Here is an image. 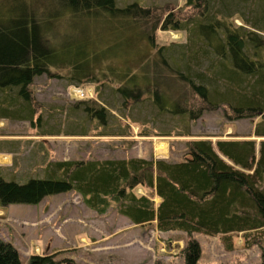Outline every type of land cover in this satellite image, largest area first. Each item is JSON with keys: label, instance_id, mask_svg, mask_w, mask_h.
I'll list each match as a JSON object with an SVG mask.
<instances>
[{"label": "trees", "instance_id": "16d2710c", "mask_svg": "<svg viewBox=\"0 0 264 264\" xmlns=\"http://www.w3.org/2000/svg\"><path fill=\"white\" fill-rule=\"evenodd\" d=\"M186 7L192 10L189 17L169 11L160 21L154 7L138 3L119 7L115 0H0V119L27 121L38 128L47 124L49 116L38 112L41 104L33 85L38 76L60 75L52 70L62 69L58 43L63 31L55 25L64 19L69 26L71 20L65 18H73L78 22L74 27L86 24L90 32L97 21H107L106 31L117 42L125 35L128 48L138 41L149 46L126 73L103 75L98 90L104 89L106 80L117 84L114 91L121 99L122 112H134L148 103L158 116L182 118L179 125L185 130L156 134L139 125L138 136H192L183 118L196 120L205 111L222 108L229 120L260 117L253 136L264 138V0H186ZM215 8L227 15L241 14L243 25L231 27L217 19ZM69 27L63 45L67 54L70 39L78 36ZM157 27L187 32L188 38L185 43L162 46L152 55ZM82 36L86 42L79 45L81 49L99 39L88 32ZM67 60L63 65L70 67ZM80 103L85 104L89 121L108 122L106 107ZM69 115L77 117L79 112ZM127 125L128 129L105 135L131 137L135 132ZM74 129L67 133H87ZM40 133L57 135L53 128ZM9 143L0 141V151ZM5 177L0 168V206L37 205L47 196L75 191L99 214L115 207L136 225L155 223L160 232L186 233L182 250L186 264H199L201 257L194 233L221 236L228 251L235 249V238L241 235L245 248L260 246L264 264V140H189L186 156L178 161L144 157L61 160L49 163L45 175ZM139 187L154 195L137 194ZM55 257L32 255L28 264H81ZM0 264H23L18 249L1 238Z\"/></svg>", "mask_w": 264, "mask_h": 264}, {"label": "rangeland", "instance_id": "374dc122", "mask_svg": "<svg viewBox=\"0 0 264 264\" xmlns=\"http://www.w3.org/2000/svg\"><path fill=\"white\" fill-rule=\"evenodd\" d=\"M115 1L119 7L132 3L154 7L156 19L160 21H163L169 11L181 17L192 14V10L186 7V0ZM213 16L231 27L243 25L241 14L236 12L227 15L215 8ZM65 19L71 20V23L68 21L70 27L64 19L55 25L56 30L63 31L58 43L59 65L62 69H52L60 77L53 78L44 74L36 77L33 85L36 98L41 104L38 112L43 111L44 117L55 116L54 119L51 118L54 121L46 117L47 124L38 128L27 121L0 119V141L20 142L12 144L15 149L13 166L6 167L4 162L7 158L0 152V168L7 180L45 175L49 163L61 160L144 157L178 161L186 156L189 140L209 139L213 143L220 138L252 139L257 143L264 140L253 136L260 117L229 120L222 108L205 111L196 120L183 118L187 127H190L192 136L156 135L142 140L138 137L139 125L144 126L147 131L157 132L156 134L173 130L178 133L185 130L183 125H179L182 118H174L170 114L158 116L148 103L134 112H122L119 108L121 99L114 91L117 84L106 80L104 89L101 92L98 89L103 75L110 77L113 74L119 77L126 73L142 58L143 50L146 51L149 46L138 41L133 48H128L125 35L122 42H117L113 34L106 31L110 26L107 21H95V29L92 27L90 32L88 27V31L85 30L86 24L74 27L78 23L75 19ZM68 27L72 33L76 30L78 36L70 39L71 48L67 54L63 45L66 43L64 32ZM86 32L91 38L99 36V39L81 49L79 45L85 44L82 35ZM153 34L156 48L151 51L152 55L162 46L185 43L188 38L187 32L164 31L160 27ZM67 58L71 62L70 67L63 65L68 61ZM143 62L144 60L141 61ZM72 78L80 81V85L73 82ZM71 87L82 88L85 97L71 91ZM81 101L97 107L104 106L112 111L107 115L108 122L103 125L97 120L89 121L85 117V104L80 103ZM70 112H79V115L71 117ZM111 113L114 115L111 116ZM177 121L179 122L176 123ZM128 123L131 125L129 128L135 132L133 137L105 135L128 129ZM49 128H53L57 135L40 133ZM72 128L76 132L85 130L87 133H67ZM159 144L164 145V148L158 150ZM136 193L154 195V191L141 187L136 189ZM154 200L159 202L157 197ZM0 238L11 242L18 249L23 264H28L32 255L51 254H56L57 260L72 258L81 264H186L182 250L188 235L179 231L160 232L155 223L136 225L118 213L115 207L110 208L106 214H99L86 206L79 193L69 191L47 196L37 205H1ZM192 238L201 246L199 264L262 263L260 246L245 248L241 235L236 236V246L232 251L226 249L221 236L194 233Z\"/></svg>", "mask_w": 264, "mask_h": 264}, {"label": "crops", "instance_id": "0c3cea01", "mask_svg": "<svg viewBox=\"0 0 264 264\" xmlns=\"http://www.w3.org/2000/svg\"><path fill=\"white\" fill-rule=\"evenodd\" d=\"M17 121V120H16ZM24 122V121H23ZM255 130V129H254ZM253 134H254V131H253ZM54 136V135H53ZM171 136H178V135H171ZM133 137V136H131ZM140 137V136H138ZM150 137H154V136H150ZM150 137H141L142 140H147L149 139ZM218 140H234L232 138H223V139H218ZM5 141H10L11 143H9L8 145V148L5 146L3 150H1L0 152L3 153V155L7 158V160L4 162V164L6 165V167H11L13 166V163H14V154H15V149L14 147H12V144L13 143H20V142H16L14 140H5ZM2 142V141H1ZM216 142V141H215ZM148 159H152V158H148ZM157 159V158H156ZM159 201V200H158Z\"/></svg>", "mask_w": 264, "mask_h": 264}, {"label": "built area", "instance_id": "2783aa9c", "mask_svg": "<svg viewBox=\"0 0 264 264\" xmlns=\"http://www.w3.org/2000/svg\"><path fill=\"white\" fill-rule=\"evenodd\" d=\"M71 91H76L78 95H80L82 98L85 97V91L82 88H75L71 87Z\"/></svg>", "mask_w": 264, "mask_h": 264}, {"label": "bare ground", "instance_id": "6f19581e", "mask_svg": "<svg viewBox=\"0 0 264 264\" xmlns=\"http://www.w3.org/2000/svg\"><path fill=\"white\" fill-rule=\"evenodd\" d=\"M163 148H164V145L159 144V146H158V150H161V149H163Z\"/></svg>", "mask_w": 264, "mask_h": 264}]
</instances>
